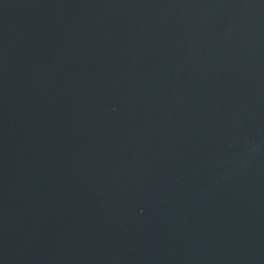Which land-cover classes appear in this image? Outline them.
<instances>
[{
	"label": "water",
	"instance_id": "water-1",
	"mask_svg": "<svg viewBox=\"0 0 264 264\" xmlns=\"http://www.w3.org/2000/svg\"><path fill=\"white\" fill-rule=\"evenodd\" d=\"M0 264H264V0H0Z\"/></svg>",
	"mask_w": 264,
	"mask_h": 264
}]
</instances>
